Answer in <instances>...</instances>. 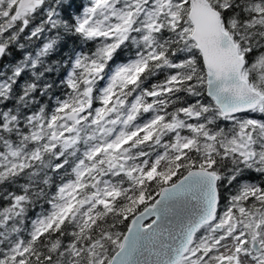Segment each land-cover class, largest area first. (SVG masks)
Listing matches in <instances>:
<instances>
[{"label":"snow or ice","instance_id":"snow-or-ice-1","mask_svg":"<svg viewBox=\"0 0 264 264\" xmlns=\"http://www.w3.org/2000/svg\"><path fill=\"white\" fill-rule=\"evenodd\" d=\"M0 264H264V0H0Z\"/></svg>","mask_w":264,"mask_h":264}]
</instances>
